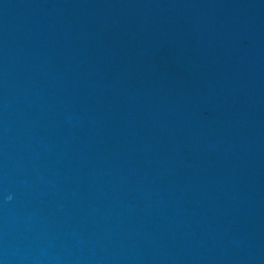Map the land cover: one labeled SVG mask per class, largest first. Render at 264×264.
Instances as JSON below:
<instances>
[{"label":"water","instance_id":"95a60500","mask_svg":"<svg viewBox=\"0 0 264 264\" xmlns=\"http://www.w3.org/2000/svg\"><path fill=\"white\" fill-rule=\"evenodd\" d=\"M0 264H264V0H0Z\"/></svg>","mask_w":264,"mask_h":264}]
</instances>
